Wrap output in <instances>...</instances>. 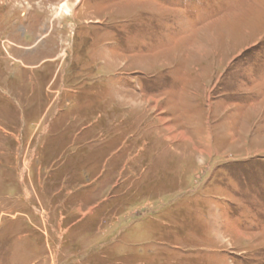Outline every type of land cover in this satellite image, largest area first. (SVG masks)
<instances>
[{
    "label": "rangeland",
    "instance_id": "1",
    "mask_svg": "<svg viewBox=\"0 0 264 264\" xmlns=\"http://www.w3.org/2000/svg\"><path fill=\"white\" fill-rule=\"evenodd\" d=\"M0 264H264V0H0Z\"/></svg>",
    "mask_w": 264,
    "mask_h": 264
}]
</instances>
